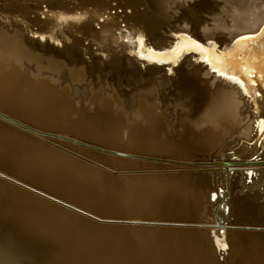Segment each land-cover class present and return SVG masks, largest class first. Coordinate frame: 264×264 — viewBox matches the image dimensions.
Listing matches in <instances>:
<instances>
[{
	"label": "bare ground",
	"instance_id": "bare-ground-1",
	"mask_svg": "<svg viewBox=\"0 0 264 264\" xmlns=\"http://www.w3.org/2000/svg\"><path fill=\"white\" fill-rule=\"evenodd\" d=\"M31 1L0 0V25H33L27 40L46 46L53 70L89 74L97 66L108 91H89L92 110L84 112L49 82L24 80L19 54L25 50L0 32V107L19 115L31 103L35 113L47 109L61 123L63 112L76 106L81 121L65 124L67 132L134 155L114 162L142 173L68 172L82 165L43 145L0 137L2 171L58 198L72 197L94 213L115 207L131 223L98 226L68 215L64 202L31 186L18 188L10 183L18 180L0 172L2 225L18 238L46 243L69 234L81 241L82 232L103 241L79 242L80 251L93 252L76 264H217L226 248L230 260L224 264H264V231H243V224L264 228V0H145L147 8L141 0ZM170 97L179 101L180 130L169 134L162 114ZM199 213L211 221L201 230L143 221L193 222ZM230 222L237 224L233 231Z\"/></svg>",
	"mask_w": 264,
	"mask_h": 264
},
{
	"label": "rangeland",
	"instance_id": "rangeland-1",
	"mask_svg": "<svg viewBox=\"0 0 264 264\" xmlns=\"http://www.w3.org/2000/svg\"><path fill=\"white\" fill-rule=\"evenodd\" d=\"M141 1H142L141 7L147 8V6H146L147 4H146L145 0H141ZM25 4L26 5H28V4L32 5L33 1L26 0ZM41 10H46V8L43 7V5H42ZM228 20H229V18H227L226 21H228ZM208 23L211 24V22L209 20H208ZM23 26L26 28V30L24 29ZM29 28H31L30 31H29ZM29 28H28V24H23V23H19V25H11L9 27L0 25V32L4 33L5 35H8V36L13 35L14 37H16L17 41L19 42V45H21V48L25 50V54H22V53L19 54L20 64H21V68L23 70L22 73H23L24 80L29 81V82H37V81L49 82L56 90L61 92V94H63V96L67 100L72 101L73 104H78L77 107L81 108V106H82L84 112H90L92 109L90 108V103L88 101L90 96H91L89 91H95V92L98 91L99 93H103V92H106L105 90H107L105 87H102V85L100 84L101 79L103 77L101 75V71H100L101 69L99 67L95 66V68L92 70V73H89V74L84 69L82 71H78V72L66 71L61 67H60V69L58 68L56 70H53L52 66L55 63H54V61H49L47 59V57L49 56L47 54H49L50 52H48L47 50L45 51L44 48H46V46L42 47L40 45H34V44H31L28 42V40H27L28 34L30 33L32 35L33 29H35L33 25H30ZM163 28L172 32L170 29H168V27L166 26L165 23L163 25ZM28 39H30V38H28ZM83 44L86 45L85 42ZM148 46L151 47V45H149V44H148ZM173 46H174V43H173V45H171V47H169L168 50L172 49ZM155 51L159 52L161 50H155ZM53 54L54 53H52L51 55H53ZM139 61H141V60L139 59ZM161 65H164V64H161ZM134 85L137 86V83ZM254 95H255V93H254ZM258 95H260V93ZM130 97H131L130 95L123 97L121 99V102L124 103V100L127 101ZM79 103H81V105ZM29 105L30 106H28V107L21 108L23 111L20 110L19 115L15 114L14 112H9V111L3 109L2 107H0V112H3L4 114H6L10 117H12V118H14L20 122H23L27 125H30L31 127L39 129L41 131L56 133V134H60V135H66L68 137L72 136L75 139H78L80 141H83L85 143H88V144L96 146V147L121 152V150L116 148V147H111V146L103 144L102 140L96 139L94 141H90V140L84 139V138H82L84 136L71 134L72 133L71 129H68L69 132H67L68 127L65 126V124L71 125V124H75V123L81 121V119L75 115V109L77 108L76 106H72L73 108L67 109L66 112H63V115L61 116V119H62L61 123H58L57 117L54 115H49L50 113H48L47 109L42 108L43 110H41V108H40L35 113L34 109L31 108V107H33L32 104L30 103ZM178 108H179V101L176 100V97H170L169 101L167 102V107L165 108L166 111L162 114V116H163V127H164L166 133H169V134L170 133H176L180 130L179 121L177 120L178 115H179V112L177 111ZM0 125L6 129H8V130H3L0 128V137L4 136L7 139L14 140L16 142L19 140H20V142H22V141L28 142L34 146L43 145L44 148L52 150V151L56 150L55 152H57L58 154H61L62 156H66V157L70 158V160L73 161L74 163L76 162V163L82 165V167H80L82 170L81 169L80 170H68V172L78 171V173H80V174L89 175L91 170L94 169V170L101 171V172L104 171L103 173L106 175L108 174V176H115V175L118 176L120 174L122 176H124V175L142 173L140 170H135V169L130 170V168H128V169L120 168L116 164V162H114L115 160H117V158L119 159L120 157H116L113 155L94 151V150H91V149H88V148H85L82 146L73 145V144H69L66 142H62V141L61 142H55V144L52 145L51 143L37 141L36 139L32 138L31 136H28L26 134H23V133L17 131V130L6 127L2 124H0ZM115 130L119 131L120 133L125 135V133L123 132V129L120 128L119 126H116ZM238 143L240 145L241 140L238 141ZM123 153H125V152H123ZM128 153H130V151H128ZM227 153L228 152L224 153V157H225V155H228ZM64 154H66V155H64ZM139 156H141V155H139ZM142 157H149L150 158L151 156H148V155L143 156L142 155ZM113 158H114V160H113ZM142 162H144V161H142ZM146 163H149V161H146ZM150 163H152V162H150ZM101 165H103V166H101ZM154 165H159V164H154ZM0 172H2L3 174H5V175H7V176H9L15 180H18L17 175H15L13 173H7L5 171H2L1 168H0ZM80 176L81 175H76L73 178L77 180V179H79ZM18 181L20 184H15L14 182H10V181L9 182L12 183L13 185L17 186L18 188L23 189V190L26 189L25 188L26 186L27 187L31 186V189H35V190L37 189L36 191H40V192L42 191L41 193L50 194V197L51 196L52 197L54 196V198L56 197L61 202H64L65 205L67 204V207L64 205V203L62 204L63 207L67 208V212L70 213V214H68V213H66V214H68V215L76 214L80 217L83 216L82 217L83 220H88V222H90L94 225L95 224L98 226H102V225L110 226L111 225V226L115 227V226L119 225L120 222L124 225H127V226H130V224H131L130 222L125 221L117 213V210L115 207H108V208H103V209H102V207H99L102 209L101 212L99 214L94 213V212H92V210L89 209V207L87 205L85 206L84 203L75 202L72 197H69L68 199L58 198L57 196L42 190L40 187L29 185V184L22 182L20 180H18ZM24 185H26V186H24ZM219 190H221V189H219ZM219 190H218V192H219ZM36 191H35V193H36ZM241 192L244 194L245 191H241ZM106 197H109V196H106ZM53 199L51 201H53ZM53 202H55V201H53ZM225 202L227 205L228 202L226 201V199H223L222 203H225ZM60 205H61V203H60ZM68 206H70V207H68ZM71 207H72V209H71ZM103 207H107V206L104 205ZM219 207H220V209L222 208L221 206H219ZM68 208H69V210H68ZM82 211H83L84 215H83ZM88 213H89V215H87ZM232 219H233L232 216L229 217L230 221ZM140 220H142V219H140ZM143 221H146L145 225H148V226H166V227H183V226H185L188 228H194V229H199V230H201L200 228H202V225L211 224L210 218H208L203 213L202 214L199 213V215L197 216V218L195 220H193V222L185 221V222H181V223L178 222L177 223V222H172V221H164V222L149 223L148 222L149 220H143ZM95 222H97V223H95ZM221 224L226 225V221H223ZM235 225H237V224H233V222L232 223L230 222L229 224H227L228 231H230V230L233 231L234 229H232V228ZM5 227L6 226L2 225V221L0 220V237L1 236L3 237V238L1 237V239L3 241L0 239V248L2 249V251L4 248V254L8 253L7 255H9V256H7L5 254L4 256L6 259L2 258L3 252L0 249V256H1L0 257V264H6V263L8 264L9 262H11L10 264H13L15 261L13 262V260H11V259H15L16 261H18L17 260L18 257H22V259L20 258L19 262H15L16 264H76L79 260H86L85 254H88V258H91V253L93 252V251L91 252L90 250H86V249L84 250V248H82V251H80L78 248L81 247L82 243H85L83 245L90 243V244H95V245L99 246V244L103 242L101 240L92 241L93 238L84 237L83 235H86V234H83V232H82L83 235L80 234L81 241H78V238L76 236L69 234V235H66L60 239H57L54 241L52 240V242L46 243L44 241V239L35 238L33 236H30L27 238L25 237L26 239L18 238L17 233L14 234L10 229H7ZM243 227L246 228V230H243V231H257V232H258V230L264 231V228H257V227H254L253 225L251 226V225H244L243 224ZM1 228L3 231H1ZM4 230H5V232H4ZM4 234H6L8 237ZM8 234L9 235L13 234V235L9 236ZM3 235L6 237H4ZM92 236L93 235L91 234V237ZM11 237H13V238H11ZM6 238L7 239L9 238L8 240L11 244V245L6 244L8 247H6V246L4 247V245H5L4 241L9 243ZM10 238L12 240V243L10 241ZM21 239H22V241H20ZM18 241L20 243L22 242L21 243L22 245H20V243H18ZM25 243L27 245L28 244L29 245L26 246ZM40 243L42 244V246ZM1 244L3 247L1 246ZM23 245H24V247H23ZM12 246H15V247L18 246L19 248L16 247L17 249H14L15 247H12ZM35 246H37V247H35ZM9 247L12 249H10ZM31 247L34 250V252L31 249ZM53 247H55V248H53ZM5 248L7 250L12 251V252L7 251ZM25 248H26V250H25ZM89 248H92V247H89ZM20 249H22L23 251L25 250V251L23 252ZM27 249H29V250H27ZM13 250H15L16 253H17V250H19L20 256L18 253L14 254ZM29 252L32 255V257L34 254L33 259L30 256ZM10 254H11V256H10ZM13 254H14V256H12ZM227 254H228L227 248H226V250H223L222 252H220V254L217 253L216 263L217 264H224V263H226V261H228V259L230 260V257L228 256L229 254L228 255ZM21 255H23L24 257ZM101 256L102 255H99L98 257H101ZM7 257H9V258H7ZM13 257H15V258H13ZM28 257H30V259H32V260L29 261ZM5 260H6V262H5ZM7 260H8V262H7ZM253 260L254 259H247V260L242 261L239 264H254ZM93 261H94V259H93Z\"/></svg>",
	"mask_w": 264,
	"mask_h": 264
},
{
	"label": "water",
	"instance_id": "water-1",
	"mask_svg": "<svg viewBox=\"0 0 264 264\" xmlns=\"http://www.w3.org/2000/svg\"><path fill=\"white\" fill-rule=\"evenodd\" d=\"M0 124L4 125L6 127H9L11 129L17 130L23 134L28 135V136H31L32 138L36 139L37 141L51 143L52 145H54L55 142H61L62 141V142L82 146V147H85V148H88V149H91L94 151L102 152V153L113 155V156L120 157V158H122V157L134 158V155H129V154L119 152V151H113V150H108V149L96 147V146L90 145L88 143H85L83 141H80L78 139H75L70 135H69L70 137H68L66 135H60V134H56V133L41 131L39 129L31 127L30 125L24 124L23 122L17 121L16 119H13L12 117H9L8 115L3 114V112H0ZM137 157H140V159H148L147 157H142V156H137Z\"/></svg>",
	"mask_w": 264,
	"mask_h": 264
}]
</instances>
